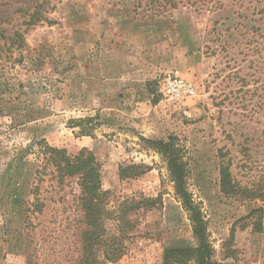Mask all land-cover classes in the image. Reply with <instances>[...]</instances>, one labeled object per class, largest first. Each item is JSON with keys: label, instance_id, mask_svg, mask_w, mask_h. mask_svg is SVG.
<instances>
[{"label": "rangeland", "instance_id": "obj_1", "mask_svg": "<svg viewBox=\"0 0 264 264\" xmlns=\"http://www.w3.org/2000/svg\"><path fill=\"white\" fill-rule=\"evenodd\" d=\"M164 72L194 96L166 102ZM142 138L181 149L216 264H264V0H0V264L79 261L73 180L61 190L45 177L44 207L25 228L37 168L25 151L40 140L90 151L110 205L157 200L131 215L124 255L105 264H162L164 249L194 246L165 164ZM132 164L149 171L119 179Z\"/></svg>", "mask_w": 264, "mask_h": 264}, {"label": "trees", "instance_id": "obj_2", "mask_svg": "<svg viewBox=\"0 0 264 264\" xmlns=\"http://www.w3.org/2000/svg\"><path fill=\"white\" fill-rule=\"evenodd\" d=\"M81 122V121H80ZM75 123L72 128L79 127ZM82 136L88 134L81 131ZM147 148L154 150L165 164V169L173 184L174 195L186 212L191 224L194 246L166 248L162 254V264H216L205 220L201 211L187 189V171L182 159L181 149L175 139L167 142L141 139ZM26 154H33L37 162L34 173L33 199L25 206V228L30 226V213H41L44 207L38 199L40 186L50 175L57 188L69 187L72 180L78 190L77 207L80 210L81 228L78 238L80 257L77 264H105L117 262L126 251V242L136 231L130 219L140 210L155 207L154 199H127L117 206L110 205V192L101 185V165L94 155L81 149L75 156L68 155L64 149L47 145L43 140L33 142L26 148ZM149 171L145 165H126L118 167L121 180L136 179ZM223 189L231 190L232 184L228 165L220 167ZM48 182V181H47Z\"/></svg>", "mask_w": 264, "mask_h": 264}, {"label": "built area", "instance_id": "obj_3", "mask_svg": "<svg viewBox=\"0 0 264 264\" xmlns=\"http://www.w3.org/2000/svg\"><path fill=\"white\" fill-rule=\"evenodd\" d=\"M157 85L163 99L171 105H180L183 101L194 96V86L180 75L173 72L162 73Z\"/></svg>", "mask_w": 264, "mask_h": 264}, {"label": "crops", "instance_id": "obj_4", "mask_svg": "<svg viewBox=\"0 0 264 264\" xmlns=\"http://www.w3.org/2000/svg\"><path fill=\"white\" fill-rule=\"evenodd\" d=\"M117 77H118V76H117ZM119 77H121V74H119ZM117 82H118V81H117ZM117 82H116V84H115V85L119 87V85H118V83H117ZM115 85H114V86H115ZM128 86H129V85H127V87H128ZM130 92H131L130 90H125V91H123L122 93H124V94H125V96H127V97H128V95L130 94Z\"/></svg>", "mask_w": 264, "mask_h": 264}]
</instances>
